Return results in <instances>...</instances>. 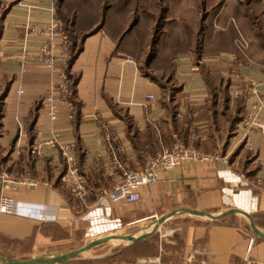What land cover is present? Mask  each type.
Returning a JSON list of instances; mask_svg holds the SVG:
<instances>
[{
	"label": "crops",
	"instance_id": "obj_1",
	"mask_svg": "<svg viewBox=\"0 0 264 264\" xmlns=\"http://www.w3.org/2000/svg\"><path fill=\"white\" fill-rule=\"evenodd\" d=\"M230 3L0 0V173L13 182L0 187V195L13 197L20 213L41 215L0 213L3 257L63 254L104 239L65 264H264V135L228 118L240 100L246 115L254 86L264 100L262 54L246 30H254V6L264 7V0H234L238 17ZM58 9L81 33L71 62L69 43L68 61L59 67L66 95L56 92L59 75L38 60L50 21L58 20L63 31ZM133 21L146 27L141 49L130 45L141 40L135 31L122 38ZM154 29V58L142 65L141 50ZM120 38L124 44L117 45ZM21 49L30 57L23 74L16 60ZM50 94L57 104L54 122L44 106ZM46 138L74 145L87 191L83 201L60 180L65 163L58 149L30 155L33 142ZM179 142L212 159L162 173L139 189L135 203L98 201L121 181V169L137 171L160 144ZM28 180L49 187L30 189L23 185ZM180 210L225 216L179 213L156 225ZM128 236L138 240L120 239Z\"/></svg>",
	"mask_w": 264,
	"mask_h": 264
},
{
	"label": "built area",
	"instance_id": "obj_2",
	"mask_svg": "<svg viewBox=\"0 0 264 264\" xmlns=\"http://www.w3.org/2000/svg\"><path fill=\"white\" fill-rule=\"evenodd\" d=\"M43 34L45 35V42L38 50V60L51 75H59L60 80L56 83V92L59 91L61 95H66L69 92L67 79L60 73L59 67L65 66L69 58L68 37L61 31L60 23L56 19L50 21L44 28ZM240 46L242 49H246L247 47L244 42H241ZM16 60L20 67V73H25L26 65L30 61V57L25 49H21L17 54ZM52 91H55V87L53 86ZM17 93L21 94L22 91L19 90ZM151 98L152 97L148 96V99ZM251 98H254V102L250 103L249 109L241 121V125L246 131H255L264 135V100L259 96L255 86L248 95V99ZM44 106L50 121L54 122L57 118V104L53 99V94H50L46 98ZM104 139L106 142H110L111 140L109 135H106ZM54 148L59 150L60 156L65 163V171L61 176V182L74 197L83 201L87 193L85 189V179L78 169L74 154V145L72 143H61L54 138L36 139L30 147V155L41 157L45 149ZM210 159H212V156L199 153L182 142L176 143L172 147H166L160 144L159 151L154 156L145 158L139 170L127 171L120 168L121 181L111 190L103 192L98 198V201L101 202L105 200L112 204L135 203L139 200V189L158 182L162 173L172 171L182 166L184 163H195ZM12 183L7 173L2 171L0 173V187L7 188L12 185ZM23 185L28 186L30 189L49 187L46 182L38 183L30 180L23 182ZM0 213L7 215L20 214L30 218H41L40 214L35 215L29 212L20 213L17 209L15 199L3 194L0 195Z\"/></svg>",
	"mask_w": 264,
	"mask_h": 264
},
{
	"label": "water",
	"instance_id": "obj_3",
	"mask_svg": "<svg viewBox=\"0 0 264 264\" xmlns=\"http://www.w3.org/2000/svg\"><path fill=\"white\" fill-rule=\"evenodd\" d=\"M179 213H186L189 215H193L195 217H201V218H209V219H219L221 217H224L225 215H219V216H212L209 214H206L204 212H198V211H187V210H180V211H176L174 213H171L170 215H167L161 219H158L156 221V225L161 224L164 220L168 219L169 217H172L176 214ZM246 219L249 222V226L250 229L253 231V233L257 234V235H261L258 233V231L256 230V228L254 227V224L252 222V219L250 218V216L243 214ZM123 241L126 242H135L138 239H135L132 236H128V237H122L120 238ZM102 241H104V239L102 240H98V241H94L91 242L87 245H85L84 247L77 249V250H73L67 253H63V254H57V255H43V256H39V257H34L31 259H18V258H6L3 257L0 254V264H65L67 263L70 259L77 257L78 255L86 252L87 250L91 249L92 247L98 245L99 243H101Z\"/></svg>",
	"mask_w": 264,
	"mask_h": 264
},
{
	"label": "rangeland",
	"instance_id": "obj_4",
	"mask_svg": "<svg viewBox=\"0 0 264 264\" xmlns=\"http://www.w3.org/2000/svg\"><path fill=\"white\" fill-rule=\"evenodd\" d=\"M230 5H231V10H230L231 14L234 17H238L241 14V12H240V10H237L238 13L236 12V6L237 5L234 3V0H231ZM202 15H203V13L201 12L200 14H198L197 18L201 19ZM69 17L68 16L67 17L63 16V15L59 16L60 21L63 23L62 30L67 35L68 40H69L70 43L72 42L74 44H78V41H79L80 36H81V33L78 32V28H76V27L72 28L70 26L72 20ZM66 21L68 23H66ZM255 22L257 23V25L254 26V43L256 44V45L255 44L254 45L257 46L258 42L261 43L260 42V38H258V35L261 34V35L264 36V7L254 6V23ZM156 25H157L156 29H158L159 26H161L160 22H157ZM69 26H70V28H69L68 31H70V33H71L70 35H68V32H65L67 30L66 27H69ZM80 28H81V26H80ZM156 29H154V32L152 30L153 34L155 33ZM153 34H152V38L149 39L147 41V43H146V46H147L146 49H144V51H143V49L141 50L142 51V53H141L142 54V57H141L142 65H144L143 62H145V64H146V62L147 63L149 62L150 57L153 55V52L155 51L154 50V46L156 45V38L157 37H156V34H154V35ZM153 42H155V43H153ZM228 116L230 118L232 115L228 114Z\"/></svg>",
	"mask_w": 264,
	"mask_h": 264
},
{
	"label": "trees",
	"instance_id": "obj_5",
	"mask_svg": "<svg viewBox=\"0 0 264 264\" xmlns=\"http://www.w3.org/2000/svg\"><path fill=\"white\" fill-rule=\"evenodd\" d=\"M238 8H236V12L238 13ZM64 11H62V12H60V10L58 9V13H59V16L60 15H63V16H68V14L67 13H63ZM145 14H147V12L145 13ZM69 17V16H68ZM72 20V19H71ZM72 22V21H71ZM66 23H68L67 21H66ZM136 24H137V21H133V23H132V25L128 28V29H126L124 32H123V35H122V38L123 37H125L126 35H128V34H130V33H132L133 31H135V35H136V39H139V38H141L142 37V34H143V31H144V29L146 28L145 26H141V27H136ZM71 26V25H70ZM70 26L69 27H66L67 28V30L65 31V32H68V35H70L71 33H70V31H68L69 30V28H70ZM71 27H73V26H71ZM112 28H116V29H118V27H110V29H112ZM137 28V29H136ZM113 30V29H112ZM246 30H247V33L251 36V37H253V35H254V30L251 32L248 28H247V26H246ZM117 32V31H116ZM122 38H120V39H118V41H117V45H121V44H124V41H123V39ZM258 38H260V42L261 43H259L258 41V45L256 46V48H257V51H259V53L260 54H262V58H261V62H264V36L263 35H261V34H259L258 35ZM70 43V42H69ZM153 43H155V42H153ZM145 43L143 42V40H142V38H141V40H137V41H134V42H131L130 43V45L132 46V47H135L136 49H141V48H143V45H144ZM255 44V43H254ZM256 45V44H255ZM254 45V46H255ZM76 47V44H74V43H70V51H71V54H70V58H69V62H71V60H72V58H73V56H74V54L75 53H73V50H74V48ZM236 52L238 53V54H240V55H242L243 57L245 56V54H246V52L245 51H242V50H240V49H238V48H236ZM154 54H155V51L153 52V55L150 57V59H149V62L148 63H146L147 65H149V63L151 62V60L154 58ZM161 62H163V61H161ZM160 62V63H161ZM164 65H165V68H166V63H163ZM164 86H167L166 84L164 85ZM225 97V96H224ZM234 113H235V116L234 117H230L229 118V116H228V118H229V120L233 123V122H236V121H240V120H242L243 118H244V116H245V111H244V107H243V101L242 100H240V101H238V104H237V106H236V109H235V111H234ZM232 118V119H231ZM160 142H163V139H162V137L161 136H159V137H157L156 139H155V142L153 143L156 147H158V145H159V143Z\"/></svg>",
	"mask_w": 264,
	"mask_h": 264
}]
</instances>
